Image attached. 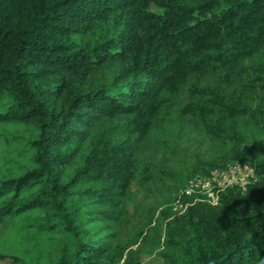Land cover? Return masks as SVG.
<instances>
[{
	"label": "trees",
	"instance_id": "trees-1",
	"mask_svg": "<svg viewBox=\"0 0 264 264\" xmlns=\"http://www.w3.org/2000/svg\"><path fill=\"white\" fill-rule=\"evenodd\" d=\"M0 105V125L33 131L30 168L0 179V224L41 218L65 239L54 264H151L141 245L158 248L153 264H264V0H0ZM174 118L208 146L182 186L151 160ZM235 162L257 180L182 196L179 216L124 205ZM76 194L127 216L90 238Z\"/></svg>",
	"mask_w": 264,
	"mask_h": 264
},
{
	"label": "rangeland",
	"instance_id": "rangeland-1",
	"mask_svg": "<svg viewBox=\"0 0 264 264\" xmlns=\"http://www.w3.org/2000/svg\"><path fill=\"white\" fill-rule=\"evenodd\" d=\"M187 93L179 98L186 101ZM1 107V105H0ZM32 129L23 125H0V179L16 176L18 173L30 168L31 154L25 147V142L31 137ZM160 143L159 149L151 160L166 165L169 171L166 181L172 185L182 186L189 171L191 161L195 157H202L208 150L203 133L193 124L174 118L165 128L160 129L153 135ZM256 152L264 158V137L252 140ZM173 147V148H172ZM162 160V161H160ZM82 162L77 159L70 171H74ZM257 180L253 168L247 163L235 162L225 169L211 172L210 177L195 176L180 188L174 198L173 194L158 192L151 193L148 189L134 191L124 201L126 208L152 206L163 210L172 207L176 215H181L186 207L182 205L181 197H190L194 193H200L208 199L215 201L214 190L218 187L246 188L247 185ZM74 202L81 206V214L78 225L81 229L91 231L90 238L105 236L112 232L116 225V217L120 219L127 214H121L119 209L113 213L103 214V210L97 203L90 200L84 201L80 195L73 196ZM175 201L173 202V200ZM85 202V203H84ZM160 206V207H158ZM44 223L36 215H27L20 218L17 224L13 219H6L0 224V252L17 256L24 264H54L59 256L65 239L61 235L49 234L39 226ZM44 227V226H43ZM143 261L156 263L159 257L155 254L157 247L141 245ZM137 248V247H136ZM0 264H4L0 261ZM6 264V263H5Z\"/></svg>",
	"mask_w": 264,
	"mask_h": 264
}]
</instances>
